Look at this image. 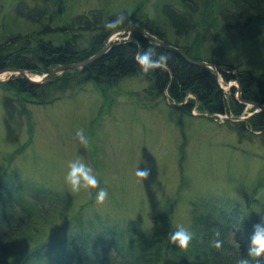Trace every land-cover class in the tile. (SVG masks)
Segmentation results:
<instances>
[{
    "label": "trees",
    "instance_id": "1",
    "mask_svg": "<svg viewBox=\"0 0 264 264\" xmlns=\"http://www.w3.org/2000/svg\"><path fill=\"white\" fill-rule=\"evenodd\" d=\"M146 6L153 8L148 11ZM15 7L18 19L23 18L29 26L41 25L24 34L10 31L3 39L6 30L2 31L0 70L48 73L56 65L85 60L100 51L112 33L105 24L120 13L128 17L122 28L135 29L130 33V39L112 42L94 61L65 70L46 84H33L21 76L0 82L1 90L12 93L16 104L23 109L25 102L47 104L67 91L82 89L88 82H92L102 95L108 96L126 78H138L147 83L141 92L146 103L162 99L181 117L193 116V108L209 119L227 112L239 117L245 109L244 102L264 104L263 73L256 74L238 66L225 69H233L235 74L220 71L224 82H238L244 101L231 96L228 104L215 71L188 63L177 52L138 33L154 35L194 60L219 65L213 44L218 38L220 42L225 39L223 33L252 27L263 19L264 0H139L132 12L123 10L107 14L102 9L91 10L77 14L63 24L55 23L51 15L48 21H53L54 26L42 22L45 13L42 10H30L22 5L21 8ZM52 32L70 33V36L54 43L43 38L44 34ZM154 45L158 46V53L169 56V70L157 69L143 74L135 55ZM236 90L232 86L230 92ZM254 109L252 107L251 111ZM26 112L29 125L30 116ZM236 123L239 131L263 133L264 111L253 112ZM11 177L0 176V264H236L242 257H247L249 264H264V256H247L252 225L260 220L249 212L256 206H264L254 193L245 196L250 211L242 210L240 204L231 198L210 196L193 201L188 230L194 235L185 251L169 239V234L176 230L171 226L173 202L170 200L166 201L167 210L163 214L150 213L156 222L160 219L163 224L162 232L157 235L144 232L136 223L99 228L88 223L85 229L79 223L71 222L52 235L47 224L63 200L56 201V204L52 198L59 197L38 186L24 190ZM46 202L49 203L47 207ZM61 229H72L73 233L67 236ZM215 230H219V238L223 241L220 250L212 246ZM101 239L107 242L92 248V242Z\"/></svg>",
    "mask_w": 264,
    "mask_h": 264
},
{
    "label": "rangeland",
    "instance_id": "2",
    "mask_svg": "<svg viewBox=\"0 0 264 264\" xmlns=\"http://www.w3.org/2000/svg\"><path fill=\"white\" fill-rule=\"evenodd\" d=\"M138 1L0 0V36L3 30L2 39L10 31L24 34L40 27V23L29 26L18 19L15 6L44 11L42 22L54 26L48 21L51 15L55 23L63 24L91 10L132 12ZM152 8L146 6L148 11ZM222 35L225 39L213 44L221 67L238 66L264 74V18L252 27ZM68 36L52 32L43 38L54 43ZM111 39L125 36L112 35ZM13 76L20 75L6 72L0 82ZM217 77L228 104L231 96L239 100L236 81L224 82L219 73ZM146 86L138 78H126L104 96L88 82L47 104L25 102V109L16 104L12 93L0 88V176L12 175L11 180L24 190L31 186L51 190L59 197L52 198L56 204L63 200L47 224L52 235L69 222L85 229L88 223L97 228L136 223L144 232L157 235L163 224L150 213L163 214L167 200L173 202L171 226L175 229L189 228L191 203L200 198H231L245 211H250L245 202L249 193L264 203V132L239 131L236 123L253 113L251 105L246 104L238 120L228 112L209 119L196 108L193 116L181 117L167 101L146 103L141 95ZM231 86L237 88L233 93ZM78 130L88 138L87 147L76 139ZM76 159L92 167L100 187L108 191L103 204L96 202L98 189L72 192L66 183L68 164ZM145 168L151 174L141 180L135 173ZM249 214L260 219L264 206H256ZM61 231L67 236L73 233L72 229ZM106 242L94 240L92 248Z\"/></svg>",
    "mask_w": 264,
    "mask_h": 264
},
{
    "label": "clouds",
    "instance_id": "3",
    "mask_svg": "<svg viewBox=\"0 0 264 264\" xmlns=\"http://www.w3.org/2000/svg\"><path fill=\"white\" fill-rule=\"evenodd\" d=\"M128 22V17L124 13L115 16L114 19L105 24V28L112 30L113 35H123L121 31L123 25ZM125 39H130V33L125 36ZM156 45L150 46L142 51H138L135 55V61L138 64L143 74H148L159 69L168 71L169 56L165 53H158ZM76 139L85 147L88 145V138L85 136L83 130H78ZM150 169H139L135 175L141 180H145L150 176ZM66 183L70 186L72 192H80L83 190H97L96 202L103 204L108 198V191L101 188L99 180L94 173L92 167L84 163L81 159L70 161L68 164V173L66 175ZM193 233L183 226L178 227L175 231L169 234L170 242L176 244L180 249L187 251L190 243L193 240ZM215 239L212 246L220 250L223 246V241L219 238V230H215ZM249 257L264 256V216L259 222L252 225V233L249 237V248L247 252ZM236 264H249L247 257L239 258Z\"/></svg>",
    "mask_w": 264,
    "mask_h": 264
},
{
    "label": "water",
    "instance_id": "4",
    "mask_svg": "<svg viewBox=\"0 0 264 264\" xmlns=\"http://www.w3.org/2000/svg\"><path fill=\"white\" fill-rule=\"evenodd\" d=\"M134 30L135 29H133L131 27H124L121 29L122 32H132ZM138 33L143 34L146 38L152 40L153 42H155L157 45H160L161 47H164V48H167V49H170V50L177 52L188 63H191L193 65L208 67L210 69H213L216 73H218L219 71H225V72H228L230 74H235V72L233 70L227 71V70L223 69V67H221L217 64L208 63L206 61H198V60H194L192 58H189L180 49H178L172 45H168V44L163 43L157 37H155L154 35H151L147 32H140L139 31ZM112 35H113V32L106 38V40L103 43L102 48L95 55H92V56L88 57L87 59L82 60L80 62L56 65L48 73L43 74L40 77H37V79L30 77V75H29L30 73H28L26 70H23V69H4V70H0V74L6 73V72H8V73H15L16 72L17 74H19L21 77H23L24 79H26L30 83L38 84V85L39 84H46V83L50 82L56 75L61 74L63 71L68 70V69L82 67V66L94 61L96 58L100 57L107 50V48L111 45V41H112L111 36ZM236 83L238 84V82H236ZM239 100L243 101L240 96H239ZM246 103L251 105V106L256 107V110L254 112L264 111V104L257 103V102H246Z\"/></svg>",
    "mask_w": 264,
    "mask_h": 264
},
{
    "label": "bare ground",
    "instance_id": "5",
    "mask_svg": "<svg viewBox=\"0 0 264 264\" xmlns=\"http://www.w3.org/2000/svg\"><path fill=\"white\" fill-rule=\"evenodd\" d=\"M4 75H5V73L0 74V78L3 77ZM30 77L37 79L38 76L30 75Z\"/></svg>",
    "mask_w": 264,
    "mask_h": 264
}]
</instances>
